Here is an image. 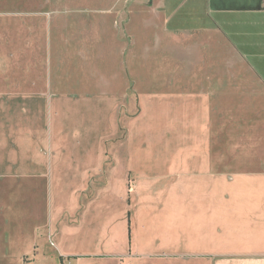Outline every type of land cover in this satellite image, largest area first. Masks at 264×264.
Returning <instances> with one entry per match:
<instances>
[{"label":"crops","instance_id":"1","mask_svg":"<svg viewBox=\"0 0 264 264\" xmlns=\"http://www.w3.org/2000/svg\"><path fill=\"white\" fill-rule=\"evenodd\" d=\"M148 1L146 21L111 28L120 30L118 33H101L103 27L97 25L85 28L76 47L65 44L63 48L64 53L70 52L71 62L78 58V77L80 82H89L88 88L93 82L94 86L98 84L100 76L117 75L116 86L94 87L97 106L104 102L103 95L120 92L124 79L130 81L120 71L123 61L126 65L138 61L146 72V87L144 94L139 93V103L145 112L152 111L151 124L159 127L161 146L164 145L161 149L167 150L160 153L164 158L159 163L160 177L149 179L151 184L155 179L161 181L151 185L149 204L158 207V219L152 221L157 226L133 232L134 193L125 184L113 187L106 177L97 188L90 187L80 196L71 186L69 205L75 207L70 213L71 221L59 225L53 235L58 256L39 264H264V0H227L239 3L236 7H229L224 0H215L213 5L211 0H191L182 13V5L188 0H180L171 9L170 0ZM90 69L95 70V77ZM115 70L117 73L111 75L110 71ZM100 78L103 85L109 84L106 78ZM52 137V149L57 150ZM202 147L206 148L204 152ZM89 153H83L84 167L79 175L87 173L85 165L92 159L98 160V168L103 165L102 151L97 155ZM50 157L54 165L56 154ZM124 157L127 168H134V149ZM110 158L115 169L117 153L112 152ZM172 158L177 161L174 163ZM75 168V163L67 164L65 173ZM58 174L59 167L57 174H52L55 183ZM79 175L76 186H83L84 179ZM231 182L241 191L229 194ZM109 188L116 189L114 199L123 208L113 223L97 230L92 216L95 202L102 200ZM187 206L193 209L187 210ZM99 209L103 214L104 209ZM180 218L182 222L187 219L183 225ZM115 222L119 227L114 226ZM198 226L206 227L203 230ZM141 238L146 244L140 247ZM174 242H179L177 247L176 243L171 245ZM64 244L73 246V252Z\"/></svg>","mask_w":264,"mask_h":264},{"label":"rangeland","instance_id":"2","mask_svg":"<svg viewBox=\"0 0 264 264\" xmlns=\"http://www.w3.org/2000/svg\"><path fill=\"white\" fill-rule=\"evenodd\" d=\"M190 1L182 5L181 13ZM211 1L213 5L215 0ZM179 2L170 0L169 8ZM223 2L229 7L240 6ZM147 4L148 0H0V264H39L57 257L53 235L59 225L71 221L70 213L75 210L69 205L70 187H75L80 196L90 187L97 188L106 177L113 187L125 184L134 193L133 232L157 226L152 221L158 219V207L149 205L153 185L149 179L161 174L164 158L160 153L166 149H161L164 145L159 127L151 124L152 111L148 108L145 112L139 103V93L144 94L146 87V72L138 61L128 65L123 61L120 71L134 85L124 79L121 91L103 95L104 102L97 106L94 87L116 86L117 70L110 71L112 77L100 76L108 85L98 77V84L94 86L93 82L90 89L89 82H80L78 77V58L71 62L70 52L64 53L63 48L65 44L76 47L85 28L97 25L103 27L101 33H118L120 30L111 28L146 21ZM89 72L95 77L94 69ZM52 136L57 150L52 149ZM129 149H134L135 166L128 169L124 155ZM85 151L93 155L102 151L105 160L98 168V160L92 159L85 165L87 173L79 175ZM112 152L117 153L115 169ZM52 153L56 154L54 165L50 163ZM72 162L76 170L65 173ZM57 167L55 183L52 174H57ZM78 175L84 179L83 186H76ZM70 181L72 184L67 185ZM116 192L109 188L103 192V199L95 202L92 216L97 230L105 229L123 208L114 200ZM127 200L128 195L126 234L130 227ZM100 206L106 209L103 214ZM142 244L146 240L141 238L139 246ZM64 246L73 252V246Z\"/></svg>","mask_w":264,"mask_h":264},{"label":"bare ground","instance_id":"3","mask_svg":"<svg viewBox=\"0 0 264 264\" xmlns=\"http://www.w3.org/2000/svg\"><path fill=\"white\" fill-rule=\"evenodd\" d=\"M205 100H206V98H205ZM205 103H206V102H205ZM204 105H205V104H204ZM205 112H206V111H205ZM75 114H77L76 111H75ZM205 114H206V113H205ZM64 117H65V116H64ZM75 117H76V116H75ZM68 118H69V117H68ZM71 118H73V117H71ZM71 118H70V119H71ZM205 118H206V117H205ZM57 120H59L58 117H57ZM73 120H74V118H73ZM203 120H205V119H203ZM60 121H61V120H60ZM60 121H59V123H60ZM68 121H69V119H68ZM70 121H71V120H70ZM66 124H67V122H66ZM66 124H65V126H66ZM204 124H205V123H204ZM66 127H67V126H66ZM59 130H60V129H59ZM63 130H65V129L63 128ZM69 131H70V128H68V131H67V132H69ZM57 132H59V131H57ZM61 132H62V131H61ZM65 132H66V131H65ZM62 134H63V133H61V135H62ZM66 134H67V133H64V135H66ZM206 134H207V130H206ZM67 135H68V134H67ZM207 135H208V134H207ZM207 135H206V136H207ZM57 136H58V135H57ZM204 137H205V136H204ZM61 138H64V139H65V136H61ZM61 138H60V139H61ZM66 138H67V137H66ZM205 138H206V137H205ZM60 139H59V140H60ZM202 139H204V138H203V135H202ZM62 140H63V139H61V141H62ZM205 140H206V139H205ZM206 142H207V141H206ZM206 144H207V143H206ZM222 145H223V144H222ZM225 146H226V145H225ZM120 147H122V145H121ZM205 147H206V145H205ZM227 147H228V146H227ZM93 148H94V147H93ZM103 148H104V147H103ZM198 148H199V147H198ZM200 148H201V147H200ZM94 149H95V148H94ZM118 149H119V148H118ZM202 149H203V147H202ZM205 149H206V148H205ZM205 149H203L202 152H204ZM116 150H117V149H116ZM199 150H200V149H199ZM225 150H226V149H225ZM90 151H91V150H90ZM105 151H106V150H105ZM165 151H166V150H165ZM178 151H179V150H178ZM184 151H185V150H184ZM187 151H188V150H187ZM191 151H192V150H191ZM200 151H201V150H200ZM209 151H210V150H209ZM227 151H228V150H227ZM116 152H117V151H116ZM125 152H126V151H125ZM188 152H190V151H188ZM206 153H207V152H206ZM209 153H210V152H209ZM89 154H90V153H89ZM108 154H109V153H108ZM115 154H116V153H115ZM125 154H126V153H125ZM183 154H184V153H183ZM185 154H187V153L185 152ZM227 154H228V152H227ZM95 155H96V154H95ZM109 155H110V154H109ZM181 155H182V154H181ZM102 156H103V155H102ZM103 157H104V156H103ZM186 157H187V156H186ZM34 158H35V157H34ZM87 159H89V158H86V160H87ZM101 159H102V158H101ZM126 159H127V158H126ZM172 159H174V158H172ZM235 159H236V158H235ZM241 159H242V158H241ZM103 160H105V158H103ZM195 160H196V159H195ZM198 160H199V159H198ZM198 160H197V162H199ZM87 161H88V160H87ZM92 161H93V160H92ZM99 161H100V159H99ZM101 161H102V160H101ZM112 161H113V160H112ZM116 161L118 162V160H116ZM173 161H174V163H175L177 160L175 161V159H174ZM232 161H233V160H232ZM172 163H173V162H172ZM232 163H233V162H232ZM232 163L230 162V164H232ZM93 164H94V163H93ZM100 164H101V163H100ZM134 164H135V163H134ZM203 164H204V163H203ZM208 164H210V162H208ZM241 164H242V163H241ZM88 165H89V164H88ZM171 166H173V165H171ZM174 166H176V165H174ZM208 166H209V165H208ZM198 167H199V165H198L197 167L195 166V168H198ZM200 167H202V166H200ZM234 167H236V166H234ZM237 167H238V166H237ZM173 168H174V167H173ZM173 168H172V169H173ZM121 169H123V168H121ZM175 169H176V168H175ZM123 170H124V169H123ZM173 171H175V170H173ZM115 172H116V171H115ZM189 172H191V170H189ZM189 172H188V173H189ZM208 172H209V171H208ZM208 172H207V173H208ZM182 173H183V172H182ZM195 173H197V172H195ZM209 173H210V172H209ZM168 175H169V174H168ZM172 175H173V174H172ZM181 175H182V174H181ZM192 175H193V174H192ZM225 175H226V174H225ZM253 175H254V174H253ZM253 175H252V176H253ZM159 177H160V176H159ZM178 177H179V176H178ZM202 177H203V176H202ZM205 177H207V176H205ZM205 177H204V178H205ZM166 178H168V177H166ZM175 178H176V177H175ZM198 178H199V177H198ZM238 178H239V177H238ZM241 178H242V177H241ZM117 179H118V178H117ZM150 179H151V178H150ZM146 180H147V178H146ZM161 180L164 181L163 179H161ZM168 180H169V179H168ZM202 180H203V179H202ZM78 181H79V180H78ZM175 181H176V180H175ZM146 182H147V181H146ZM160 182H161V181H160ZM160 182H157V183H160ZM232 182H234V181H232ZM232 182L230 183V185L232 184ZM149 183H151V182H149ZM167 183H168V182H167ZM238 183H239V184H238ZM238 183H237L238 186H240V180H238ZM241 183H243V182H241ZM78 184H79V183H78ZM153 184H155V183H153ZM161 184H162V183H161ZM235 184H236V183H235ZM235 184H232V185H231V188H229V186L226 188V190H228V188H229V189H231V190H230L231 192H234V193H231L230 191H228L229 194H231V195H232V194H235V191H234V190L241 191V188H238V186H237V185L235 186ZM190 185H191V183H190ZM190 185H189V186H190ZM227 185H228V184H227ZM233 185H234L236 188L233 187ZM255 185H256V184H255ZM179 186H181V185H179ZM179 186H178V187H179ZM201 186H202V185H201ZM205 186H206V185H205ZM242 186H243V185H242ZM242 186H241V187H242ZM149 187H150V186H149ZM149 187H148V188H149ZM184 187H185V186H184ZM192 187H193V186H192ZM192 187H191V188H192ZM212 187H213V186H212ZM232 187H233V189H232ZM214 188H215V187H214ZM234 188H235V189H234ZM237 188H238V189H237ZM179 189H180V187H179ZM215 189H216V188H215ZM252 189H253V188H252ZM165 190H166V189H165ZM217 190H219V189H217ZM232 190H233V191H232ZM148 191H149V190L147 189V192H148ZM160 191H161V190H160ZM160 191H159V192H160ZM177 191H178V190H177ZM186 191H187V190H186ZM191 191H192V190H191ZM191 191H190V193H191ZM201 191H202V189H201ZM159 192H158V193H159ZM170 192H171V191H170ZM167 193H168V192H167ZM171 193H172V192H171ZM178 193H179V192H178ZM190 193H189V194H190ZM259 193H260V192H259ZM263 193H264V191H263ZM263 193H262V194H263ZM201 194H202V193H200V194H198V195H201ZM211 194H212V193H211ZM171 195H172V194H171ZM171 195H170V196H171ZM218 195H219V192H218ZM231 195H230V196H231ZM263 195H264V194H263ZM108 196L111 197L112 195H111V196L108 195ZM108 196H106V197H108ZM146 196H148V195H146ZM170 196H169V197H170ZM172 196H173V195H172ZM201 196H203V195H201ZM215 196H216V195H215ZM149 197H151V199H152V196H149ZM157 197H158V196H157ZM159 197H161V195H159ZM159 197H158V198H159ZM167 197H168V196H167ZM179 197H180V196H179ZM184 197H185V196H184ZM184 197H183V198H184ZM190 197H191V196H190ZM193 197H194V196H193ZM204 197H205V196H204ZM204 197H202V198H204ZM207 197H208V195H207ZM100 198H101V197H100ZM100 198H99V199H100ZM172 198H173V197H172ZM181 198H182V197H181ZM195 198H196V196H195ZM197 198H201V197L198 196ZM208 198H209V197H208ZM219 198H221L220 195H219ZM99 199H98V200H99ZM112 199H113V198H112ZM160 199H161V198H160ZM160 199H159V201L161 202ZM191 199H192V198H191ZM214 199H215V197H214ZM231 199L234 200V198H231ZM231 199H230V200H231ZM114 200H115V199H114ZM147 200H149V199H147ZM147 200H146V201H147ZM154 200H155V199H154ZM169 200H170V199H169ZM169 200H168V201H169ZM208 200H210V199H208ZM217 200H221V199H217ZM159 201H158V202H159ZM174 201H176V200L174 199ZM231 201H232V200H231ZM115 202H116V201H115ZM155 202H156V201H155ZM172 202H173V201H172ZM212 202H213V201H212ZM219 202H221V201H219ZM233 202H234V201H233ZM111 203H112V201H111ZM164 204H165V203H164ZM171 204H172V203H171ZM103 205H104V204H103ZM105 205H106V204H105ZM167 205H168V204H167ZM232 206H233V204H232ZM162 207H163V206H162ZM187 207L190 208V206H187ZM39 208H40V207H39ZM104 208H105V207H104ZM104 208H103V209H104ZM169 208H170V207H168V209H169ZM179 208H180V207H179ZM179 208H178V209H179ZM225 208H226V207H225ZM109 209H112V208H109ZM109 209H108V210H109ZM116 209H118V207H116ZM192 209H193V208H192ZM192 209L190 208V209H187V210H192ZM163 210H164V209H163ZM176 210H177V209H176ZM102 211H103V210H102ZM104 211H106V209H105ZM114 211H116V210H115V209L112 210L113 213H114ZM180 211H181V210H180ZM168 212H171V211H167L166 213H168ZM173 212H174V211H173ZM108 213H109V212H108ZM113 213H112V214H113ZM218 213H219V211H218ZM218 213H217V214H218ZM231 213H232V212H231ZM168 214H169V213H168ZM178 214H179V213H178ZM178 214H177V216H178ZM217 214H215V215H217ZM219 214H222V213H219ZM219 214H218V215H219ZM113 215H114V214H113ZM113 215H111V216H113ZM215 215H214V216H215ZM222 215H223V214H222ZM217 217H218V216H217ZM224 217H225V215H224ZM261 217H262V216H261ZM61 218H62V217H61ZM112 218H113V217H112ZM112 218H111V219H112ZM186 218H187V217H186ZM41 219H42V218H41ZM97 219H98V218H97ZM165 219H166V218H165ZM169 219H171V218H169ZM180 219H181V218H180ZM184 219H185V218H184ZM184 219H183V220H184ZM187 219H189V217H188ZM187 219H186V220H187ZM114 220H115V219H114ZM186 220H184V222H182V219H181V221H179V222H182V225H183V223H185ZM224 220H225V219H224ZM230 220H232V219H230ZM108 221H109V219H108ZM110 221H111V220H110ZM116 221H117V220H116ZM168 221H169V220H168ZM177 221H178V220H175V222H177ZM217 221H218V220H217ZM173 222H174V221H173ZM173 222H172V223H173ZM199 222H200V221H199ZM96 223H97V222H96ZM112 223H113V222H112ZM112 223H111V224H112ZM117 223H118V222H116V224H117ZM177 223H178V222H177ZM189 223H191V222L189 221ZM192 223H193V222H192ZM200 223H201V224H204V223H202V222H200ZM111 224H110V225H111ZM116 224H115V225H116ZM166 224H167V223H166ZM193 224H194V223H193ZM224 224H225V223H224ZM104 225H105V224H104ZM185 225H186V224H185ZM194 225H195V224H194ZM194 225H193V226H194ZM171 226H172V225H171ZM187 226H188V224H187ZM207 226H208V227L211 226V222H210L209 224L207 223ZM115 227H116V226H115ZM117 227H119V224H117ZM198 227H202L203 230H205L204 228H205L206 226H204V227H203V226H198ZM55 228H56V227H55ZM101 228H102V227H101ZM202 228H201V229H202ZM56 229H57V228H56ZM118 229H119V228H118ZM209 229H210V228H209ZM247 229H248V228H247ZM114 230H115V229H114ZM120 230H121V229H120ZM197 230H198V229H197ZM197 230H195V231H197ZM206 230H207V229H206ZM250 230H251V228H250ZM262 230H263V229H262ZM106 231H107V230H106ZM259 231H260V230H259ZM37 232H38V231H37ZM39 232H41V231H39ZM114 232H115V231H114ZM205 232H206V233H209V230H208V231H205ZM15 234H16V233H15ZM41 235H42V234H41ZM257 235H258V234H257ZM258 236H259V235H258ZM258 236H257V237H258ZM168 240H169V239H168ZM169 241H170V240H169ZM205 241H206V240H205ZM209 241H210V240H209ZM171 242H172V241H171ZM179 242H180V241H179ZM179 242L171 243V245L174 246L175 243H176V247H177V244H179ZM222 242H223V241H222ZM183 243H184V242L182 241V244H183ZM184 244L187 245L186 242H185ZM197 244H199V243H197ZM200 244H201V243H200ZM202 244H205V243L203 242ZM10 245H11V244H10ZM186 245H185V246H186ZM209 245H210V244H209ZM214 245H215V244H214ZM22 246H23V245H22ZM166 246H167V245H166ZM172 246H171V247H172ZM187 246H188V245H187ZM218 246H219V245H218ZM218 246H217V247H218ZM225 246H226V245H225ZM188 247L190 248L191 246H188ZM193 248H194V247H193ZM214 249H215V248H214ZM218 249H219V248H216L215 250H218ZM232 249H233V248H232ZM9 253H10V252H9ZM21 254H22V253H21ZM18 255H19V254H18ZM13 256H14V255H13ZM15 256H16V255H15ZM20 256H21V255H20ZM9 258H10V257H9ZM18 258H19V256H18ZM11 259H12V258H11ZM11 259H10V260H11ZM17 260H18V259H17ZM39 260H41V259H39ZM17 263H19V262L17 261Z\"/></svg>","mask_w":264,"mask_h":264}]
</instances>
